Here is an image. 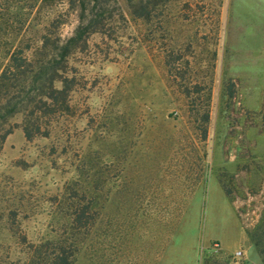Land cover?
<instances>
[{
    "label": "rangeland",
    "instance_id": "1",
    "mask_svg": "<svg viewBox=\"0 0 264 264\" xmlns=\"http://www.w3.org/2000/svg\"><path fill=\"white\" fill-rule=\"evenodd\" d=\"M118 1L137 48L129 57L132 48L124 49L113 62L80 63L86 87L73 97L79 107L69 119L70 136L61 128L32 142L21 128L9 135L0 153V210L11 204V194L33 196L32 205H24L29 238L54 236L59 216L50 213L56 208L51 198L80 166L90 188L106 180L104 211L112 218L140 206L168 215L198 173L189 147L193 136L207 155L206 172L164 249L159 226L137 221L125 239L114 228L109 246L102 235L95 251L83 245L75 264H196V247L199 264L206 258L264 264L257 246L261 236L264 251V0H174L159 44L148 39V25L133 17L127 0ZM74 23L64 27L65 35ZM165 44L182 55L177 67L198 91L190 99L168 72ZM206 113L204 141L197 125ZM54 142L58 153L49 156ZM140 193L151 203H139ZM4 233L0 229V242ZM238 249L243 253L235 258Z\"/></svg>",
    "mask_w": 264,
    "mask_h": 264
},
{
    "label": "trees",
    "instance_id": "2",
    "mask_svg": "<svg viewBox=\"0 0 264 264\" xmlns=\"http://www.w3.org/2000/svg\"><path fill=\"white\" fill-rule=\"evenodd\" d=\"M173 1L127 0L133 17L148 25V39L158 44L165 39L163 16ZM72 21L74 28L70 35H65L64 27ZM130 28L118 0H0V153L9 135L17 128L22 129L29 142L38 138L50 139L58 128L70 136L69 119L76 115L79 107L73 103V97L86 87L84 74L78 68L80 63L113 62L123 56L128 47L132 50L127 57L131 56L139 40ZM166 46L162 48L168 72L190 99L198 91L185 82L181 68L177 67L182 55H176L175 50L168 51ZM191 108L193 111L194 105ZM17 116L21 121L14 120ZM202 121L197 129L205 141L209 132V113ZM190 138L189 147L198 173L193 184L188 186L189 193L180 196L179 206L172 213L155 215L148 209V212L141 211L140 206L135 213L123 214V219L112 218L104 211L109 200L103 191L106 180L94 182L90 188L77 166L78 176L65 185L61 194L51 198L56 208L50 213L59 216L57 227H52L54 236L31 240L23 223L27 217L24 205H32L33 196L27 199L11 194L8 197L11 204L0 210V229L5 232V240L1 238L0 242V264H75L83 245L88 243L91 251H95L99 243L97 238L102 235V244L109 246L114 228L120 238L125 239L129 235L128 226L137 221L159 226L157 237H164L161 240L163 250L168 234L181 220L188 200L206 172L207 155L195 138ZM58 150V144L52 143L49 156L56 155ZM141 194L135 196L139 203H151V198ZM260 238L257 246L264 253ZM213 263L219 264L211 258L203 262Z\"/></svg>",
    "mask_w": 264,
    "mask_h": 264
},
{
    "label": "crops",
    "instance_id": "3",
    "mask_svg": "<svg viewBox=\"0 0 264 264\" xmlns=\"http://www.w3.org/2000/svg\"><path fill=\"white\" fill-rule=\"evenodd\" d=\"M217 241H219L218 239H216ZM240 240H241V235L238 237V243L240 242ZM196 250H198L197 251V255H196V253H195V251ZM196 250L194 251V255H195V258H196V264H199V247L197 248L196 247ZM233 251V250H232ZM239 251V249L236 251V252H238ZM236 252H234L235 253V258L237 257H241V256H236ZM163 259V258H162Z\"/></svg>",
    "mask_w": 264,
    "mask_h": 264
},
{
    "label": "built area",
    "instance_id": "4",
    "mask_svg": "<svg viewBox=\"0 0 264 264\" xmlns=\"http://www.w3.org/2000/svg\"><path fill=\"white\" fill-rule=\"evenodd\" d=\"M242 253H243V252L239 250L238 252H236V256H241Z\"/></svg>",
    "mask_w": 264,
    "mask_h": 264
}]
</instances>
